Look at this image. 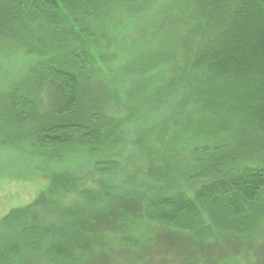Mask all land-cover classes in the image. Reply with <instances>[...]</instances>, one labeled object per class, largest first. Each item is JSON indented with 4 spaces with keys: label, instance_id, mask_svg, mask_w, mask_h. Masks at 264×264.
I'll return each mask as SVG.
<instances>
[{
    "label": "trees",
    "instance_id": "obj_1",
    "mask_svg": "<svg viewBox=\"0 0 264 264\" xmlns=\"http://www.w3.org/2000/svg\"><path fill=\"white\" fill-rule=\"evenodd\" d=\"M0 76V151L18 153L16 178L138 160L95 195L40 187L39 221L2 218L0 264L102 261L90 232L149 264L158 226L196 248L221 234L225 257L227 237L248 246L264 230V0H0Z\"/></svg>",
    "mask_w": 264,
    "mask_h": 264
},
{
    "label": "rangeland",
    "instance_id": "obj_2",
    "mask_svg": "<svg viewBox=\"0 0 264 264\" xmlns=\"http://www.w3.org/2000/svg\"><path fill=\"white\" fill-rule=\"evenodd\" d=\"M14 62L15 59H12V63ZM0 81H4L1 76ZM3 91L4 88H1L0 93ZM1 138H3V141L2 139H0V141L4 142V138L6 137L2 135ZM126 152L127 149H125L124 153ZM17 154L14 153L13 155L16 156ZM13 155L8 156L6 152L0 151V168L3 170V172L0 171V226H2L1 223L6 224L2 222V218L6 215H11V217L18 219L17 221L11 219L12 223H9L10 226L11 224L21 225L22 221L24 223L28 221L30 224H35L34 222L39 221L36 219V213L40 206L45 205L44 203L46 201L43 194L41 196H36V192L41 189L40 187L47 185V192L50 190L51 193L53 192L54 194L65 198H67L73 190L76 192L85 191V193L95 195L98 194L99 190L103 186L101 183H110L114 185V183L118 184L124 182L128 174L133 169L132 167L136 166L138 163V160L135 159V162L130 164L129 161H125L126 154L115 153L111 154V158L110 154L106 155L107 157L109 156L108 160L113 158L117 161L116 168L111 171L114 168L112 167L108 174H101L98 171L93 170L94 167L92 165V159H88L84 162H80L74 172L64 176L53 175V177H43V175L39 172L38 174L31 172L16 178V173L8 171L10 169L8 162H14V166L15 162H19V155L16 157ZM103 160L104 159H100L99 162H102ZM68 167H72V164H68ZM187 190L188 188L186 191ZM19 209L27 212L28 217L26 216V218H20L18 215ZM133 220L134 219L127 220L128 224H130ZM6 225L8 226V224ZM106 228L107 229H105V231L110 230V228ZM152 228L155 230L149 233V237L150 235L153 236V244L151 243L149 245L150 247H146L147 255L149 256V264H264V230L256 231L251 244L248 246L243 245L240 247L238 242H235L232 238L227 237L225 241L229 249L225 247L228 253L225 257H223L221 255L222 252L220 247L223 243L219 240H215L216 237H214L221 236V234H214L207 239V241L202 243L199 242V245L202 247L196 248L192 243L194 241L192 236L187 232L184 234L179 233L180 236H185V238L182 237V239H180L179 236L174 233L162 231L164 229L161 230L160 226H158V228ZM91 230L93 229L90 228L89 231ZM155 231H159L161 233L154 234ZM136 232L139 233L140 236L134 234L133 232L132 235L138 236L140 238L139 244L142 245V240H145L144 236L146 233V225L144 223L137 222ZM100 233H97V236L93 234V232H90L89 235H87V238L85 239L87 240V247L89 249L94 247L93 252L95 254L97 249L91 241L96 243L102 241L101 247L108 255L103 257L101 255L102 261L89 260L85 264H132L128 251L125 250L126 247L118 242H115L111 237L110 240L107 239V235L103 232L102 235L99 236ZM156 236L158 237L157 239L154 238ZM252 236L253 234H250V237ZM76 239L79 241L78 237L74 238L75 241H77ZM149 242L150 241L147 240L146 245ZM209 245L213 251L207 250ZM206 250L210 251L211 255H209ZM96 254L92 255V257L96 258ZM193 254H195L193 259H189L188 257ZM79 262L81 264L83 263L82 261Z\"/></svg>",
    "mask_w": 264,
    "mask_h": 264
}]
</instances>
